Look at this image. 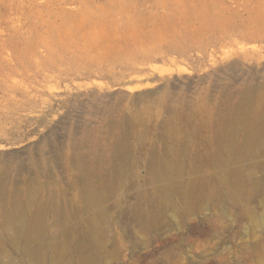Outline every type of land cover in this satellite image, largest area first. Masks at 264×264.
Here are the masks:
<instances>
[{
	"label": "rangeland",
	"instance_id": "1",
	"mask_svg": "<svg viewBox=\"0 0 264 264\" xmlns=\"http://www.w3.org/2000/svg\"><path fill=\"white\" fill-rule=\"evenodd\" d=\"M82 257L264 264V0H0V264Z\"/></svg>",
	"mask_w": 264,
	"mask_h": 264
},
{
	"label": "bare ground",
	"instance_id": "2",
	"mask_svg": "<svg viewBox=\"0 0 264 264\" xmlns=\"http://www.w3.org/2000/svg\"><path fill=\"white\" fill-rule=\"evenodd\" d=\"M37 229H38L37 224H34V226L19 224L15 227V232L11 236L9 242L13 245H17L18 243H22V242L29 243L34 239V234H36ZM30 255L32 256V258H35L36 260H39L41 262L44 261V259H42L36 253H31ZM86 263H87V258L82 257L75 264H86Z\"/></svg>",
	"mask_w": 264,
	"mask_h": 264
}]
</instances>
